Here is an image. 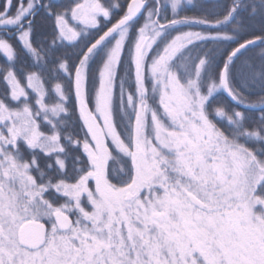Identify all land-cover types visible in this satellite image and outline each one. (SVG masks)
I'll return each mask as SVG.
<instances>
[{
	"label": "snow or ice",
	"instance_id": "obj_1",
	"mask_svg": "<svg viewBox=\"0 0 264 264\" xmlns=\"http://www.w3.org/2000/svg\"><path fill=\"white\" fill-rule=\"evenodd\" d=\"M0 61V264H264V0H0Z\"/></svg>",
	"mask_w": 264,
	"mask_h": 264
},
{
	"label": "trees",
	"instance_id": "obj_2",
	"mask_svg": "<svg viewBox=\"0 0 264 264\" xmlns=\"http://www.w3.org/2000/svg\"><path fill=\"white\" fill-rule=\"evenodd\" d=\"M60 2H64V0H60ZM198 2H199V0H194V3H198ZM188 14L191 15V14H193V12L190 11ZM256 51H259V49H256ZM0 62H2V61H0ZM114 166L117 167V168L119 167L118 164H116Z\"/></svg>",
	"mask_w": 264,
	"mask_h": 264
}]
</instances>
